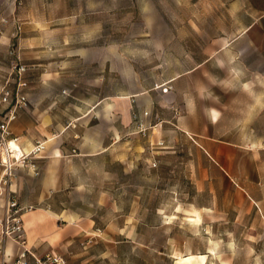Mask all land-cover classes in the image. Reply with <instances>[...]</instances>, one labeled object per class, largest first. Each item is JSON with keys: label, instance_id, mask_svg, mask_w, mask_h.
Instances as JSON below:
<instances>
[{"label": "rangeland", "instance_id": "obj_1", "mask_svg": "<svg viewBox=\"0 0 264 264\" xmlns=\"http://www.w3.org/2000/svg\"><path fill=\"white\" fill-rule=\"evenodd\" d=\"M0 15L9 19L3 35L20 26L29 81L20 111L47 146L30 160L34 168L17 169L24 199L48 186L49 197L33 208L78 215L58 219L86 228L74 258L174 264L201 254L205 264H264V58L256 62V120L223 123L239 148L220 142V125H210L211 139L195 136L205 127L201 113L183 114L198 103L196 88L211 87L204 69L193 70L206 39L247 32L264 50V0H0ZM0 54L6 77L12 58L7 49ZM144 97L154 100L157 118H148L142 137L132 114ZM150 158L156 167L147 166ZM109 237L118 241L116 255ZM60 255L70 262L69 250Z\"/></svg>", "mask_w": 264, "mask_h": 264}, {"label": "crops", "instance_id": "obj_2", "mask_svg": "<svg viewBox=\"0 0 264 264\" xmlns=\"http://www.w3.org/2000/svg\"><path fill=\"white\" fill-rule=\"evenodd\" d=\"M250 24H256V18H254V21H252ZM14 33H7L6 35L2 36L0 43V53L2 51L5 52V49L8 48V45L11 42H13L16 48H18V34L14 35ZM206 40H209V42L206 44V47L200 50L202 59L196 62L193 70L204 69L202 72H204L206 75L205 77L207 81L210 82L211 87L196 88L198 103L194 106V109L188 110L184 105H180V107L184 109L186 108V110L183 112V114L186 115H190V113H193L194 111L201 113L202 118L205 121V127L201 133H194L195 136L211 139V135L209 134L210 125H220V128L224 130L221 132L220 137L226 138L220 140V142L223 143L228 150L233 149L234 147L239 148L240 145L238 142L227 139L230 136H234L235 133H230L228 127L223 125V123L229 122L231 120H236L238 122L256 120V113L261 108L260 98L256 94V62H260V57L264 58V50L256 49V35L249 34L247 32H243L231 37L218 36ZM256 58H258L257 61ZM211 65L223 71V77H217L215 73L210 72L208 67ZM1 68L2 61L0 57V87L4 80ZM173 79L176 81L177 77ZM224 82H226V84L222 85ZM216 87L221 88L222 92L220 93L219 91H214ZM26 90L27 88L24 90V92L27 96ZM170 93L171 92H168L164 95L168 96ZM172 94L175 95L174 92H172ZM221 95H223L226 99H220ZM138 101L139 102L136 107H138L137 109H139V113L143 110L141 108H144L150 110L152 114H155L153 113L156 109L155 102L151 97H144ZM183 119L184 117H180V121H183ZM31 126V123L24 121L23 114H21L20 110L18 111L17 120L10 125L11 136L19 137V144L25 151H28L31 148L33 142L38 141L37 138L39 134L37 131L42 134L40 127ZM186 128V125L181 122L179 126L180 131H185V133H187ZM195 142L207 154H209L208 149L204 147V142ZM52 153L54 154L55 158H58L62 153L61 147L55 148ZM221 153V158L219 160L222 168H226L228 155H224V152ZM215 156L217 157V155ZM213 160L215 163H217L215 159ZM151 161V158L146 159L148 167H150ZM47 179L49 182L54 181L57 183L58 181L57 179L52 180V178H50L51 181L49 178ZM44 187V185H40V187L38 186L37 188L29 189V191H33L30 194V198L32 200H26L24 199V184L20 175H16V178L13 180L11 185V188L16 191L20 203L23 206L30 207L29 210L23 213V225L26 234V248L39 256H42L46 253L62 254L64 251L69 250L72 254L71 258L69 259L70 264H85L84 261L74 258V256L79 255V249L76 243L78 235L83 233L86 228L84 226H79V224L72 225L65 223L60 225L58 223V219L60 218L65 221L63 218L65 215H68L71 218L75 216L77 217L78 215L74 213H68L67 211L54 212L43 207L33 208L32 203H40L49 197V187L47 186V189H44ZM241 188L244 187L242 186ZM250 197L255 202L260 200V198L256 197V193H253V195ZM2 203L3 198L0 196V215L2 214L3 210ZM111 242H113L112 248ZM117 242L118 241L115 237L112 239L109 237V255H116ZM20 250L21 248L14 242H6L5 252L9 257L7 264H13L12 260Z\"/></svg>", "mask_w": 264, "mask_h": 264}, {"label": "built area", "instance_id": "obj_3", "mask_svg": "<svg viewBox=\"0 0 264 264\" xmlns=\"http://www.w3.org/2000/svg\"><path fill=\"white\" fill-rule=\"evenodd\" d=\"M8 22L9 19L6 16L0 15V43L4 27ZM15 28L14 35L20 31L18 23L15 24ZM7 55L12 58L9 64V73L4 77L0 87V196L3 198V210L0 215L1 264H7L9 259L5 252L7 241H12L21 248L13 258V264H70L60 254L46 253L39 256L26 248L23 213L30 207L20 203L16 191L11 188V185L19 167L25 165L35 167L33 163H30V160L45 150V144L42 141H36L28 151H25L19 144V137L11 136L10 125L17 119L18 111L25 109L28 104L24 90L28 87L29 81L25 77L27 66L20 62L17 48L13 42L8 45ZM171 87L166 84L162 91L168 92ZM151 116L152 112L147 109L132 114L133 126L142 137L147 136V130L151 127L148 120ZM153 117L157 118V115L155 114ZM162 143V140L157 141L158 145H162ZM156 165V160L152 159L150 167H156Z\"/></svg>", "mask_w": 264, "mask_h": 264}, {"label": "bare ground", "instance_id": "obj_4", "mask_svg": "<svg viewBox=\"0 0 264 264\" xmlns=\"http://www.w3.org/2000/svg\"><path fill=\"white\" fill-rule=\"evenodd\" d=\"M206 259V255H187L177 258L174 264H205Z\"/></svg>", "mask_w": 264, "mask_h": 264}]
</instances>
